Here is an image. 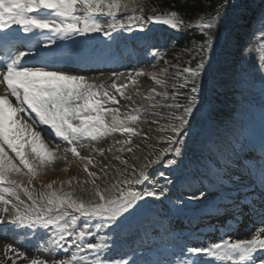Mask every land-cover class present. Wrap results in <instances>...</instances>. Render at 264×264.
<instances>
[{
	"label": "snow or ice",
	"instance_id": "1",
	"mask_svg": "<svg viewBox=\"0 0 264 264\" xmlns=\"http://www.w3.org/2000/svg\"><path fill=\"white\" fill-rule=\"evenodd\" d=\"M248 7V0H219L212 12L195 21V27L202 35V43L194 46L197 56L190 63H194L195 67L186 66L176 73L177 77L183 78V82L178 85L179 89H187V92H174V103L168 105L173 109L167 117L170 122L166 128L161 129L162 132L170 133L161 137L167 147L159 149L154 159L145 156L146 163L139 170L133 166L131 178L121 172L119 174L124 176L122 180L101 188L96 183V173L88 169L92 157L80 155V148L89 147L82 141H96L100 137L119 132L129 139L116 143L131 144V137L139 134L132 125L139 121L141 109H132L136 114L121 115L119 109L105 106L117 104L118 100L103 85L90 83L85 76L26 65L24 59L31 52L22 50L29 46L23 44L19 33L50 31L53 36L44 37L47 47L55 44L57 38L63 40L73 33L84 35L103 31L101 23L95 18L97 14L111 17L107 24L110 30L125 28V21L116 18V13L121 11L132 13L127 17L129 28L138 26L143 30L148 22H152L179 31L181 28H191L192 25L186 24L176 11L157 14L153 8L152 14L145 17L143 13L146 8L141 0H0V49L3 51L0 56V86H4V94L0 95V203L4 205L3 213H0V224L4 223L8 206L11 205L12 215L7 217L9 223L29 229H51L47 239V244L51 246L48 250L55 252L63 248L65 253L71 252L69 257L54 259L51 264H129L126 260L105 261L100 258L99 253L110 248L106 241L111 237L96 236L94 241L87 239L93 235L90 221L94 218L100 221L94 225L97 231L119 227L122 220L136 212L138 202L145 197L157 201L167 198V187L160 186L157 190L154 183L151 188L137 190L135 185H142L151 179L147 170L152 165H162L169 170H174V166L179 167L185 150H192L189 141L198 114L202 113L210 126L214 124L215 107L211 97H205L204 77L207 75L210 82H213L212 77L221 71L218 64L225 69H234L237 63L234 53L241 59L245 53L251 54L241 44L237 33L238 23ZM77 12L82 14L77 15ZM260 19L262 42L256 51L260 52L258 71L264 79V12ZM13 26H17L15 30ZM56 34H59L58 37ZM104 35L110 37L111 32H104ZM152 55L159 56L160 53L154 51ZM167 71L162 69L161 73L167 74ZM136 75L144 73L137 72ZM150 75L156 84L165 85V81L159 79L157 74ZM237 75L240 77L237 86L242 87L245 74L238 72ZM129 78L135 84L131 74ZM111 87L124 97L122 88L125 85L113 83ZM151 91L155 92L154 89ZM9 94L15 98L16 106L9 100ZM155 95L167 96V93ZM177 96H182L185 102H175ZM125 98L132 99L130 96ZM27 109L35 113V117L30 119L35 121L38 118L40 124L47 125L55 137L65 142L67 146L63 148V153H71L81 162L86 161L84 171L94 178L83 182L92 185L87 189V200L75 197L73 192H64L62 188L53 189L52 183L46 185V191L36 193L34 188L24 186L13 178L14 175H25L31 185L44 166L50 165L54 159H67L66 155H55L60 149L59 144L55 149L48 148L41 138V132L33 131L31 124L19 118ZM108 116L111 119H107ZM5 145L15 157L9 156ZM26 146H30L31 159L26 156ZM242 150V146L238 148L231 143L223 150L216 149L219 157L217 166L210 172L198 174V195L194 194L188 199L203 203L214 197L234 209L248 206L250 211H256L258 204L264 215V163L259 170L246 166L240 156ZM93 151L103 154L104 149ZM127 151H132V148L129 147ZM168 154L172 158H167ZM121 163L127 165L126 161ZM157 175L167 183H172L165 171L160 170ZM246 179L248 183H245ZM18 190L27 196L30 203L20 198ZM73 213L85 218L82 224H78V217ZM6 252H15V249L9 244L6 245ZM85 252L93 255H81ZM186 253L193 257L189 264H199L201 257L218 264H264V227L257 229L250 239H221L206 247H188ZM16 255L19 257L23 254ZM29 264L49 262L33 258Z\"/></svg>",
	"mask_w": 264,
	"mask_h": 264
},
{
	"label": "rangeland",
	"instance_id": "2",
	"mask_svg": "<svg viewBox=\"0 0 264 264\" xmlns=\"http://www.w3.org/2000/svg\"><path fill=\"white\" fill-rule=\"evenodd\" d=\"M143 1L141 0V3ZM145 8L151 12V7L145 5ZM131 15V12H117L116 17L119 16L118 19L124 20L126 26L114 32L107 27L111 17L105 14H97L95 18L101 23L103 31L89 32L82 35L87 40L88 37L98 36L100 33L112 31L116 38L111 39V37L107 36L105 38L107 42L106 46L99 49V51L106 52L108 50L107 45L109 46L115 43L126 55H131V50L135 53V59L129 60L130 62L125 61V66L119 69V71H115L113 76L115 84L118 86H126L122 88L124 97L116 89L112 88V84L110 83H108L105 89H108L111 95L117 96L118 103L110 105V107L119 109L121 115L124 113L136 114L132 112V109H141L139 121L132 125L139 134L131 137V144L116 143V141L123 142L129 139L128 136L116 132L108 136L100 137L96 141L84 140L82 143L89 145V147L79 149L80 155L92 157V163L88 165V169L96 173L95 180L101 188L109 186L118 180H122L124 176L131 178L133 166L139 170L146 163L145 156L149 159H154L159 149L167 147L161 137L170 134L167 131L162 132L161 129L166 128L169 124L167 114L170 112V108L168 105L172 103L166 105L162 101L163 95H155V93H164V91L159 88V84L155 83V80L152 79L150 74L155 73L158 78L162 77L160 66L157 67V61L162 60L160 58L164 55L163 50L166 35L173 33L175 29L152 22H148L143 30L138 26L129 28L127 26V17ZM143 15L146 17L151 15V13ZM257 30L261 32V26ZM261 35L262 32L252 41L251 54H248L250 64L245 65L246 69L243 72L248 78L251 77L261 81L260 83H250V87L254 90V98L246 93L243 94V97L247 100L250 99L253 105L250 108L245 106L243 119L238 122L240 128L238 131L234 130L237 132V136L233 138V140L235 138H241L242 140L240 144L235 145L238 148L240 146L243 147V150L240 152L242 162L246 166L254 167L257 170L264 163V154H262L264 153V143L260 142V140H264V79H262L261 73L258 71L260 52L256 51L262 42ZM147 38L149 40L146 42ZM125 40L130 41L134 45H128L129 47L124 46L122 41ZM100 43H102L101 39H95L90 46L85 44H82V46H85L87 50L93 52ZM154 51H158L160 55L153 56L152 53ZM114 53V51L110 52V54ZM128 69H131V71ZM137 72H142L144 75L137 76ZM129 74H131V79L136 81L135 84L130 82ZM86 76L91 81L93 80L90 79L91 77H95L94 80H96L99 76L107 77L108 75L92 74ZM117 76L121 78L118 82L116 81ZM248 78L246 82L248 80L253 81V79ZM207 79L210 80L205 75V80ZM220 84L225 88H229L237 83L236 80L225 75L221 78ZM153 89L155 92L151 91ZM127 96L132 97V99H126L125 97ZM13 103L16 104L15 100H13ZM161 108L164 109L161 110ZM107 119H111V117L108 116ZM50 130L49 128V133L53 135L50 136V139L57 142L58 137H55V134ZM193 134L195 133L193 132ZM206 143H212L208 135L206 137ZM229 143L234 144L231 140ZM46 145L48 146V144ZM66 146L65 143L60 145V149L57 152H61ZM129 147L132 148L130 152L127 151ZM48 148L50 147L48 146ZM93 149H104V152L101 154L98 151H93ZM200 153L202 154L199 160L200 168H197L193 164H195L194 160L198 159ZM67 154V159H54L50 165H46L40 169L39 175L32 180L31 185L28 184V177L25 175H14L13 178L21 182L24 186L34 188L36 193L46 191V185L52 183L53 189L62 188L64 192H73L75 197L87 200L89 198L87 189L92 187V185L90 183L83 184V182L91 181L94 178L89 177L87 172L84 171V163L86 161L81 162L78 158L73 157L71 153ZM26 156L31 159L28 154ZM12 157H15V155ZM116 157L120 159H116ZM217 157L218 155L215 153L204 156L203 148L199 147L194 157H192V160H190V174L182 173L179 175V181L182 182V186L179 188L180 192L170 194L167 198H161L159 201L152 197H145L144 200L138 202L139 207L136 212L132 216L127 217V219L122 220L119 227L113 226L111 229L97 231L94 225L100 221L95 218L92 219L90 224L92 225L91 231L93 235L87 237V239L94 241L96 236L111 237V239L106 241L110 245V248L99 253L100 258L105 261L126 260L129 264H189L193 257L186 253L188 247H206L209 243L217 242L221 239H250L251 235L257 229L264 227V215L261 214V209L258 204L256 205L255 211L258 219L254 222L255 220H248L246 218V215L250 213L248 206H242V209L237 210L230 204L219 201L214 197L203 203L188 199L194 194L198 195L197 188L200 187L198 174L210 172L213 169L212 166L216 167L218 164ZM167 158H172L171 154H168ZM184 158L185 155L182 157L181 163L184 162ZM121 161H126L127 165L121 163ZM16 163L19 162L16 161ZM183 164H186V162ZM158 166L152 165L148 168L147 171L151 174V179L142 185H135L137 190H142L145 187L151 188L154 183L157 185V190H159L160 186L169 188L170 183H167L164 178L157 175L158 171H156V167ZM121 172L124 173V176L119 174ZM74 177L75 179H73ZM170 180L172 183H175L176 178L174 177ZM245 183H248L247 179ZM192 186H194V189H192ZM19 195L22 200L29 203L21 194V191H19ZM177 200L181 202L176 203ZM188 203L193 205V209L204 212V220L193 224L188 222V220L192 219L191 215L179 214L177 208L185 209L189 205ZM8 207L9 211L5 214L6 219L4 223L0 224V264H13V261H15V264H29V261L33 258L44 259L51 264L54 259H65L71 255L70 251L65 253L63 248H59L55 252L48 250L51 247L47 244L51 229H29L9 223L7 217L12 215V210L11 205ZM144 207L148 208V210L146 211ZM3 208L4 205L0 203V213H3ZM217 208H220L219 215L215 214ZM73 215L78 217V224L83 223L85 218L80 217L78 213H73ZM144 219H147L145 220L147 225L143 224ZM247 221L248 224H253L250 225L252 226L251 228H249L250 226H245ZM154 225H156V229L152 228ZM149 228L154 231L149 232ZM145 229L147 230L143 234ZM9 244L12 245L15 252H6V245ZM128 249H132V251H128ZM16 253L23 255L18 257ZM81 255L91 256L93 254L85 252L81 253ZM24 256L27 258H24ZM199 264H218V262L201 257ZM223 264H230V262H223Z\"/></svg>",
	"mask_w": 264,
	"mask_h": 264
},
{
	"label": "trees",
	"instance_id": "3",
	"mask_svg": "<svg viewBox=\"0 0 264 264\" xmlns=\"http://www.w3.org/2000/svg\"><path fill=\"white\" fill-rule=\"evenodd\" d=\"M218 2L219 0H144L142 2L144 6L147 5L151 7V9L155 8L157 14L176 11L186 24L192 25L191 28H181L179 31L174 30L173 33L168 35L169 39L165 41V47L163 50L164 55L161 57L162 60L157 61V67L160 66V71L162 69L168 70L167 74H162V77L159 78L165 81V85H159V88H161L164 93H167V96H163L162 99L166 105L168 103H174L172 99L174 92H187V89H179L178 85L183 82V78L182 76L177 77L176 73L186 66L195 67L194 63H190L193 58L197 56L194 46H198L202 43V35L200 30L195 27V21L206 13L212 12ZM248 4V10L246 11L243 19H241L238 23L237 33L241 44L249 50H252V41L261 33L257 29L261 26L260 18L262 12H264V0H248ZM149 13L152 14V12L146 10L143 14ZM234 59L237 61L234 69H225L223 65H217L221 71L212 77L213 82H210L209 79L205 81L204 77L205 97H211L215 107V111L213 113L214 124L210 126L203 114H198L192 128V133L194 132L195 134H193L191 140L189 141L192 150H185L184 154V162H186V164H183V162L181 165L179 164V167L174 166V170L164 169L162 165L156 167V171H165L169 180L174 177L176 178L175 183H170L168 186L169 193L166 194L167 196L180 192L178 191V187L182 185V182L179 181V175L182 173L187 175L190 174V160H192V157H194L199 147L203 148V155L207 156L212 155L213 153L217 154L216 149L223 150L226 145L229 144L230 140L234 143L233 145L240 144V142H242L241 138H235L234 140L233 138L237 136L236 131L240 128L238 126V122L243 119L245 106L250 108L252 107L251 105H253L250 99L247 100L243 97V94L246 93L253 97L254 90L250 87V83H260L261 80H256L250 77L253 81L248 80L246 82L248 77L245 75V82L242 87H238L237 84H234L229 88L223 87L220 84V80L223 76L228 75L236 80L237 83L240 79L237 73L245 72V65L250 64V59L248 60V53H245L242 59L239 55L234 53ZM164 61H167L168 63L165 64ZM173 85L176 87H173ZM175 102L182 104L185 101L182 96H177ZM163 109L164 108H161V110ZM172 111L173 109L170 108V112L167 116ZM207 135L208 138L212 140V143H206ZM260 142L264 143V140H260ZM201 156L202 154L200 153L198 159L194 160L195 164H193V166L200 168L199 160ZM187 161L189 162L188 164ZM213 168H215V166ZM192 189H194V187H192ZM144 209L146 211L148 210V208L145 207ZM177 209L179 213H199L198 210L193 209L190 206L184 210L181 208ZM147 219L143 220L144 225L145 220ZM146 230L147 229L144 230L143 234H145ZM149 230V232H151V229Z\"/></svg>",
	"mask_w": 264,
	"mask_h": 264
},
{
	"label": "bare ground",
	"instance_id": "4",
	"mask_svg": "<svg viewBox=\"0 0 264 264\" xmlns=\"http://www.w3.org/2000/svg\"><path fill=\"white\" fill-rule=\"evenodd\" d=\"M121 13V12H120ZM81 13L77 12V15H79ZM119 16H117L116 18L118 19ZM123 17V16H121ZM120 17V18H121ZM102 19V18H101ZM99 21V20H98ZM17 26H13V30L16 29ZM107 32V31H106ZM115 32V31H114ZM21 34V32L19 33V35ZM25 35L26 38L29 39H34V45H36L37 49L39 50L38 54H34V55H30L28 57H25L24 59V63L28 66H40L43 65L42 63H40V59L41 57H44L45 55H55V54H59V56H65L69 59L73 60V63L71 65H62L61 63L57 62L52 69H50V71H63L72 75H81V76H85L87 79L89 77H87L86 75H103V76H107V77H102L99 76L98 79L96 80H89L88 81L90 83H94L96 85H103L104 88L107 87L108 83L113 84L114 83V72L115 71H119V69L121 68H114L113 70H109L107 68H89L88 66H93V64H98L101 65V61L99 59H97V56H95V54H99L100 51L99 49H102L106 46V41L105 38H107V36L104 35V33H100L98 36H93V37H88L87 40H85L83 38L82 35L79 34H71L69 35L66 39H56L55 44L52 45H48L47 47L45 46L44 43V37H51L53 36V33L50 31H44L43 33L40 32H34V33H30V34H22ZM36 35L41 36L42 38L37 39ZM59 34H56V36L58 37ZM109 37V36H108ZM111 39H115L116 37L114 36V34L111 31V35H110ZM95 39H101V42L99 44V46H97L96 50H94L93 52L87 50V48L85 46H82V44L85 45H89L93 43V41ZM123 45H134L133 43H131L130 41H122ZM71 45L70 49L66 48V45ZM108 47V52L103 51V53L108 54L112 51H117V54L120 55L121 51L120 48L117 44L112 43L111 45H107ZM63 51V52H62ZM59 56L57 58H59ZM39 58V59H38ZM90 59L91 61H84L86 59ZM130 58H126L125 61H129ZM131 61V60H130ZM129 61V62H130ZM124 66H125V62H124ZM94 67V66H93ZM123 68V67H122ZM129 71H131V69H128ZM127 70V71H128ZM112 73V75H111ZM116 76V75H115ZM121 78H118L117 76V82L120 81ZM0 94H4V86H0ZM117 97V96H116ZM9 100H11L13 102V100H15L14 97H12L10 94L8 95ZM14 104V103H13ZM110 105H114V104H107L105 106H110ZM14 106H16V104H14ZM26 107V106H25ZM30 117H35V113H32L30 109H27L26 113H21L19 115V118L26 121L27 123L32 125V130L33 131H39L41 132V137L43 139V141L48 144V146L51 149H55L56 148V144L62 145L65 142H63L60 138H57V142L53 141L52 139H50V136H53L52 134L49 133L48 129L49 127L47 125H42L39 123L38 118L35 119V121H33V119H30ZM52 132V130H50ZM5 150L8 152V154L10 156L15 155L14 153H12L7 146L5 145ZM63 150V149H62ZM61 150V152H57L55 153V155L57 157H61L64 155H68L63 153V151ZM25 153L28 154L30 157L32 156L31 154V150H30V146H26L25 147ZM21 194L27 199V196L21 192ZM29 202V201H28ZM30 203V202H29ZM255 211H251V213L249 214L251 217L250 218H256L255 217ZM241 225V224H240ZM252 225V224H251ZM252 226H250L249 228H251Z\"/></svg>",
	"mask_w": 264,
	"mask_h": 264
}]
</instances>
